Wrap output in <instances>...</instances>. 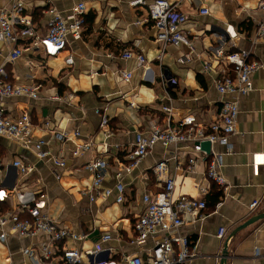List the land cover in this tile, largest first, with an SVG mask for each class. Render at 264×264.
I'll return each instance as SVG.
<instances>
[{
  "label": "crops",
  "instance_id": "obj_1",
  "mask_svg": "<svg viewBox=\"0 0 264 264\" xmlns=\"http://www.w3.org/2000/svg\"><path fill=\"white\" fill-rule=\"evenodd\" d=\"M130 1L23 0L25 14L32 18L41 36L47 33L52 18L50 9L68 16L76 4L85 3L82 38L70 40L57 57H47L42 49L30 48L12 65H6L12 47L0 44V67L6 65L11 81L42 86L38 99H0V109L12 119L27 110L33 140H44V150L50 153L39 160L33 148L0 136L2 211L15 210L14 189L33 191L38 197L47 198L46 211L60 227L85 236L82 241L68 239L52 246L46 234L31 238L10 234L5 241L0 240V264H33L24 253L26 249L40 258L46 246L52 247L54 257L63 248L92 249L104 234L113 236L111 242L104 244L113 259L150 250L153 239L143 249L131 243L133 225L145 209L143 197L163 189L151 168L165 159H169V172L176 181L175 197L187 195L207 203L203 216H186L180 230L194 244L196 256L191 264H220L226 243L227 264H264V259L255 256L257 250L264 253V219L236 232L249 219L264 213V163L255 161V155L264 156V67L253 75V91L240 98L237 132L229 146H213L221 155V171L229 183L226 194L219 189L222 194L217 203L201 196L196 188L200 183L210 187L211 192L214 184L200 175L186 174V166H179L173 159L174 152L181 154L183 149L157 146L135 171L129 173L123 167L129 164L127 155L134 148L136 135L148 132L155 123H163L166 115L162 106L173 107L172 126L188 116L202 125L217 119L223 97L217 91L216 76L204 73L203 66L211 59L210 50L219 46L216 35L225 34L228 26L234 28L238 37L226 49H251L252 57L264 66V43H253L262 21L260 0H168L189 17L184 30L195 52L193 60L185 64L178 59L191 53V49L164 48L156 41L157 30L148 20L146 9H133ZM12 4L13 0H0V11ZM201 9H208L209 15H201ZM126 51L143 55L146 67L140 68L135 56L124 59ZM67 57L73 58V65L66 64ZM125 72L133 74L129 82L123 78ZM98 109L107 114V128L101 125ZM77 132L80 135L76 136ZM106 132L111 136H106ZM83 146L86 149L80 150ZM96 158L109 164L104 187H114L119 180L125 185V203H115L114 196L91 202L93 175L84 167ZM54 159L65 161L66 166H56ZM18 160L34 166L29 176L16 174L13 163ZM256 200L260 204L251 212L250 205ZM223 228L227 233L221 240L218 234Z\"/></svg>",
  "mask_w": 264,
  "mask_h": 264
},
{
  "label": "built area",
  "instance_id": "obj_2",
  "mask_svg": "<svg viewBox=\"0 0 264 264\" xmlns=\"http://www.w3.org/2000/svg\"><path fill=\"white\" fill-rule=\"evenodd\" d=\"M129 6L133 9H146L148 20L153 22L157 30L156 41L164 48L174 46L191 49V53L184 54L178 59L180 64L193 60L192 53L195 49L184 30L189 17L178 12L176 4L168 0L151 2L132 0ZM258 9L262 13V21L255 31L253 43H264V0H260ZM49 13L52 18L47 33L41 36L32 18L25 14L23 0H13L10 8L0 11V44L12 47L7 55L6 65L17 63L30 48L42 49L47 57H57L66 50L70 40L82 38L87 13L85 3L76 4L68 16L62 15L56 9H50ZM200 14L209 15V10L201 9ZM237 37L238 33L232 26L227 27L225 34L216 35L219 46L210 50L211 59L205 61L203 66L204 73L216 76V88L223 97L217 119L209 125H202L196 122L195 117L188 116L172 126L174 109L172 106H162V113L166 115L165 122L155 123L148 132L136 135L134 148L127 155L129 164L123 166L125 171L129 173L135 171L142 160L157 146L165 149L173 148L175 151L183 149L181 154L174 152L173 159L178 161L179 166H186V174L200 175L221 189L223 194L228 192L229 183L221 171V155L213 150V146L216 144L229 146L231 137L237 132L240 98L253 91V75L264 67L252 57L251 49L238 51L226 49V46L231 45ZM134 56L138 66L145 68L146 58L143 55H134L130 51L122 55L126 60ZM73 62L72 57L66 58L67 65H73ZM6 65L0 67V99H38L42 86L19 85L12 82ZM123 78L129 82L133 74L125 72ZM96 112L102 116V127L107 128L109 119L106 112L101 109ZM78 135L80 134L77 132L76 136ZM0 136L20 141L27 149L33 148L39 160H44L50 155L44 150L46 144L44 140H33L32 122L27 110L16 119H12L0 109ZM106 136L111 134L106 132ZM205 142L211 143L210 152L203 150L202 144ZM184 145H191V148H185ZM87 146H83L80 150L86 149ZM255 161L264 163V156L255 155ZM54 163L61 168L66 166L65 161L61 159H54ZM13 167L16 168V174L22 177L29 176L34 170L33 165L22 160L15 161ZM84 169L93 175L92 189L89 191L91 202L98 199L105 201L114 196L115 203L120 205L125 203L126 187L122 181H117L114 187L103 185L109 170V164L105 159L96 158L85 165ZM151 171L157 182L162 184L163 189L154 195L147 194L143 197L145 209L134 222V237L131 241L133 245L143 249L148 240L153 239L150 250L143 251L140 255H123L119 259H113L110 257V250L104 248V244L111 242L113 236L104 234L92 249L85 251L63 248L61 254L54 257L52 247L46 246L43 248L41 258L33 250L26 249L24 253L32 259L33 264H191L196 256L194 244L187 236L182 235L180 230L186 223V216L193 219L201 218L207 203L204 199L187 195L175 197L176 181L169 172V159L159 161ZM120 176L121 174L118 175ZM196 188L203 197H207L210 193V187H204L200 183ZM14 190L15 210L2 211L3 200L0 196V240L5 241L10 234L19 238L46 234L50 237L52 246H56L68 239L78 241L85 239L84 235L60 227L49 217L46 211L47 198L38 197L33 191ZM259 204L260 201H253L250 211H255ZM168 230L169 234L160 239L156 238ZM226 233L225 228L221 229L218 238L224 239ZM255 256L264 259V253L261 251L257 250Z\"/></svg>",
  "mask_w": 264,
  "mask_h": 264
},
{
  "label": "water",
  "instance_id": "obj_3",
  "mask_svg": "<svg viewBox=\"0 0 264 264\" xmlns=\"http://www.w3.org/2000/svg\"><path fill=\"white\" fill-rule=\"evenodd\" d=\"M202 148H203V150H206L207 152H210L211 148H212V145H211L210 142H205V143L202 144ZM263 219H264V213L256 215L253 218L249 219L247 222H245L241 227H239L236 232H238L240 230H243L246 227H248V226H250V225H252V224H254V223L258 222V221H261ZM234 235H235V233L233 235H231L230 238H232ZM228 257H229L228 244L226 243V245L224 247V251L222 253V258H221V263L220 264H227Z\"/></svg>",
  "mask_w": 264,
  "mask_h": 264
},
{
  "label": "trees",
  "instance_id": "obj_4",
  "mask_svg": "<svg viewBox=\"0 0 264 264\" xmlns=\"http://www.w3.org/2000/svg\"><path fill=\"white\" fill-rule=\"evenodd\" d=\"M221 194L222 193L219 191V188L216 185H212L210 195L207 196V199L214 203H217L221 197Z\"/></svg>",
  "mask_w": 264,
  "mask_h": 264
}]
</instances>
